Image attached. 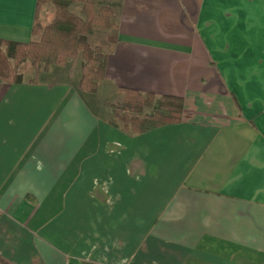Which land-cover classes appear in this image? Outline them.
Returning a JSON list of instances; mask_svg holds the SVG:
<instances>
[{"label": "crops", "instance_id": "1", "mask_svg": "<svg viewBox=\"0 0 264 264\" xmlns=\"http://www.w3.org/2000/svg\"><path fill=\"white\" fill-rule=\"evenodd\" d=\"M104 2L96 95L0 81V264H264V0ZM35 9L0 0V39L32 41ZM120 89L181 121L110 124Z\"/></svg>", "mask_w": 264, "mask_h": 264}, {"label": "trees", "instance_id": "2", "mask_svg": "<svg viewBox=\"0 0 264 264\" xmlns=\"http://www.w3.org/2000/svg\"><path fill=\"white\" fill-rule=\"evenodd\" d=\"M43 3L54 6V18L42 28L38 23V12ZM74 5H80L78 12L71 9ZM112 14V6L104 0H36L31 33L40 35L39 40L24 43L0 39V81L22 82L17 71L22 61L29 60L32 66L41 63L48 67L62 65L80 53L82 62L77 87L82 92L94 93L98 82L105 78L107 56L99 46L89 44L88 35L93 29L114 27ZM115 40L114 35L108 36L109 42ZM120 91V100L108 105L112 125L120 124L131 132L142 133L182 119V97L141 94L131 89Z\"/></svg>", "mask_w": 264, "mask_h": 264}, {"label": "rangeland", "instance_id": "3", "mask_svg": "<svg viewBox=\"0 0 264 264\" xmlns=\"http://www.w3.org/2000/svg\"><path fill=\"white\" fill-rule=\"evenodd\" d=\"M80 8V5H74L71 6L72 10H78ZM113 15V14H112ZM54 18V6L51 3H43L38 12V23L40 26L43 28L44 26L48 25ZM111 22L112 21V16H111ZM114 24V23H113ZM113 28V27H111ZM109 28V29H111ZM108 30V29H107ZM107 30H102V29H93V31L88 35V42L91 46H99L102 50V47L98 45V42L100 39L104 40V38H107L108 36H112L113 34L108 35L106 32ZM108 35V36H107ZM35 37L32 41L36 42L39 40L40 35H34ZM100 42V41H99ZM103 42V41H102ZM82 59L80 53L72 59H69L62 65H57V64H51L48 67H44L43 64H39L38 66H32L29 62V60L22 61L17 68L18 73L21 74L22 81L27 80V81H48V82H54L57 81L61 78V76L64 77V75H67L69 72H73V75L77 76V84L78 80L80 78V65H81ZM74 75V78H75ZM104 80V79H102ZM101 80V81H102ZM99 81L97 84V89L94 93H86L83 92V94H88V95H96L98 91V86ZM76 84V86H77ZM78 89V87H77ZM79 90V89H78ZM80 91V90H79ZM82 92V91H80ZM122 96L121 91H118L115 95L111 96V99H113L111 102L108 103V105L112 102H116L120 100Z\"/></svg>", "mask_w": 264, "mask_h": 264}]
</instances>
